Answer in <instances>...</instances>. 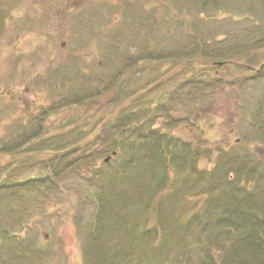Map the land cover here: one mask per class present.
<instances>
[{"label": "rangeland", "instance_id": "1", "mask_svg": "<svg viewBox=\"0 0 264 264\" xmlns=\"http://www.w3.org/2000/svg\"><path fill=\"white\" fill-rule=\"evenodd\" d=\"M46 1L52 0H0V264H196L204 257L198 247L207 245L212 252L221 243L207 236L220 239V228L228 231L230 224L235 231L230 241L238 253L252 250L253 237L243 240L240 226H232L236 218L228 220V181L233 175L243 187L241 196L247 194L248 204L261 208L264 216V172L246 184L245 167L241 172L236 166L247 156L264 171V49L248 48L251 41L241 46L250 33L264 35V0H55L64 5H43ZM190 31L223 51L232 45L243 48L231 60L189 58L185 49L196 43ZM191 50L197 53L194 46ZM175 58H182L184 68L167 62ZM199 61L208 62L223 82L202 90L196 103H185L187 108L182 101L168 104L171 119L182 121L186 110L193 109L191 125H171L160 114L150 128L136 126L145 133L157 127L165 137L195 140L203 150L200 158L194 157L199 167L170 172L163 155L144 156L137 146V161L118 170L114 198L106 202V214L115 213L113 232L110 225L96 233L93 195L103 185L109 189L110 178L101 177L103 185L98 184L96 171L110 174L121 157L105 162V155L89 156L90 165L81 159L74 176L69 168L47 161L60 150L67 153L73 141L79 153L104 144L93 145L99 128L92 118L108 97L100 93L98 80H106L107 91L120 84V94L129 98L152 82L140 104L148 109L182 82L204 78L193 73ZM217 61L226 63L220 67L214 65ZM136 69L140 72L131 76ZM76 93L85 101L71 103ZM122 103L111 109L119 111ZM87 114L91 127L75 122ZM80 133L82 141L74 136ZM134 136L131 132L128 139L138 140ZM129 151L123 152L126 157ZM14 158L17 165L3 170ZM194 215L199 218L190 222Z\"/></svg>", "mask_w": 264, "mask_h": 264}, {"label": "trees", "instance_id": "2", "mask_svg": "<svg viewBox=\"0 0 264 264\" xmlns=\"http://www.w3.org/2000/svg\"><path fill=\"white\" fill-rule=\"evenodd\" d=\"M261 31H263L264 33V28H262ZM258 32L259 31L257 30L254 33L248 34L249 39H246V44L243 43V45L241 46L244 47L248 45L247 42L251 41V45L248 46V48L253 47L256 50L264 49V35H261V37L258 38L257 36ZM190 33H191L192 38H195L196 43L191 44L190 46H188V49H185V52L189 54L188 56L189 58L191 57L194 58L193 56H196V58L194 59H198L199 57L203 56L208 59L210 57L209 60H213L215 58H227V59L229 58L230 59L236 56V54L240 52V51L238 52L237 50L238 47L243 48L238 45L237 46L232 45V46H227V48H224L225 51H223L222 49H220L219 47H216V45H213L211 43L206 42L204 44L203 39L194 31L193 32L190 31ZM192 46L195 47V50L197 53L191 52ZM188 57L186 58V60H188ZM242 58H243V55H240L239 59L242 60ZM239 59L235 61L238 64H243L242 61ZM181 60L182 58L181 59L175 58L172 60H168L167 62L172 61L173 64H177V66H179L183 64ZM187 63L189 64V62ZM225 63L226 62L224 61H217L214 63V65L216 66L218 65L221 67ZM196 64H197L196 66L197 68L195 69L197 70H195V72L193 73L198 74L199 72L200 74H202V76L204 75V78L202 77L200 79H198L199 77L194 78V79L191 78L187 80V82L184 84L185 87L182 85L183 84L182 82L180 89L172 91L170 95L168 94L169 95L168 98H167V95H165V97H163L164 101H162L161 103L160 102L155 103L153 105L151 104L148 109H144L143 107L140 106V104H144L145 99H142L143 95L148 93L152 89V86H151L152 82H149L146 86H144V88L141 90L140 93L137 92L139 89L138 90L136 89L135 95H137V97H134L135 95L134 96L132 95V98L131 97L129 98L128 95L122 96L120 94V89H121L120 84L119 86H116V87L111 86L110 89H108L107 91L106 86H109V85H107L108 83L106 82V80H104V84L100 80H98L97 85L100 86L99 88L100 93L107 94L108 97L106 98L103 104L98 105V107H100V109L97 110L100 112L98 113L99 116L98 117L95 116L92 118L95 120L94 124L97 125V127L99 128V132L93 137L95 142L93 141L92 142H93L94 147H97V145L102 142L104 144H102L98 149L94 150L93 152L85 151V153L83 152L79 153L77 152L78 150L75 147L76 143L73 141V145L71 147H68L69 149L67 150L65 149L67 153L65 152L61 154L60 152H62V150H60L58 152V156L55 155V157L57 158H53L49 160L46 159L48 160L47 162L49 163L56 161L57 163L55 166L59 165L60 169L61 167L69 168L68 171L70 172V175L73 174L74 176L75 171L77 169H80V165H78L77 163L81 159H83L82 161L86 162V164L90 165V164H94V161L89 160L88 159L89 156L96 157L99 155H103V156L105 155L104 157L106 158L108 156V152L113 153L115 151L116 153L112 154V156L117 155L116 157L118 156L121 157V160L120 159L115 160L114 165L111 166V168L112 167L113 168L110 174L104 175V172H100L98 171V169L96 171V175L98 176L97 182L99 181L101 177H103L104 180H105V177H110L109 183H108L109 189H106V187L101 182H98V184L100 183L101 185H103L102 187L104 190L101 188L100 193H95L93 195L94 200L98 202L97 210H96L94 220H93V225L95 224L94 230L96 233L101 232L100 230H108L110 225L112 226V229L110 232L111 233L113 232L112 219L115 217L114 215L115 213L111 212L109 214H106V202H108L109 199L114 198V196H111V195H113L116 191L114 190L115 189V184H114L115 174L116 173L121 174V172H119L118 170L119 169H121V171L122 169L125 170V167L130 166L137 161V157H138L137 146L143 151L144 156L151 158V157H154L155 155L157 156L159 155L161 157L163 155L166 158L165 162L170 163L169 164L170 172L175 171V170L178 171L180 167L184 169L191 167L192 170H195L197 169V167H199V162L194 160V157L198 156L200 158L201 155H203V150L201 149V147H199L197 142L195 143V140L188 141V138L187 139H184L182 137L175 138L173 135H171L170 137H165L164 135L157 134V132L155 131L157 127L152 128L151 132H148V133H145L142 131L144 129L143 127L144 124H146V127L150 128L154 122V118L155 117L159 118L160 114L162 117L170 118L169 112L171 109L169 108L170 106H168V104H171V102L173 103L174 100H177L179 102L182 101L183 105L186 106L187 108V105H186L187 103H190L191 105L194 102L195 103L197 102V101H194L195 97L198 96L202 92V90L213 89V88H216L215 86L220 87L221 82H223V80L218 77L219 75L216 74L217 70H215V72L212 71L213 70L212 66H210V64L205 61H203V63L199 61ZM261 69L264 72V64L261 65ZM134 71L135 72L131 76L137 75V73L140 72V69H136ZM256 74L258 73L257 72L254 73V75ZM156 78H159V77L157 76ZM122 83H123V80L121 84ZM111 91H112V94H111ZM100 93L96 94L94 92L93 95L95 94L97 96L99 95L101 96ZM78 94L80 93L75 94L76 97L74 98L73 102H71V100L69 102L74 103V104H80L82 101H85L84 99H80L79 98L80 95ZM120 101L123 102L122 103L123 107L122 108L120 107L119 111H114L113 109H111V107H115V104ZM186 112L187 113L182 116V121L179 120L180 118L177 119L176 117H173L172 119L171 118L169 119V123L173 125V124H179L182 122L183 124L182 123L181 124L184 126L186 124L191 125L192 119L190 116H191V112H193V109L192 111L186 110ZM84 121L87 122L85 125H84ZM75 122H77L79 125L83 124L86 127H88L89 124H90L89 126L91 127V124H92L91 123L92 120L88 118V114L86 116L85 115L80 116L78 121L75 120ZM132 124L135 125L134 128ZM137 125L138 126L140 125V128L142 130L139 128L136 129ZM192 128L194 129V126H190V130H192ZM261 129L264 131L263 128ZM131 132H132V135H135L134 138L138 140L131 141L132 139H128V136L129 134H131ZM74 136H75V139H78V140L81 139V141L84 140V138L81 136V133L79 134L78 137H76V135ZM195 138L197 140V137H194V139ZM33 140H37V139H33ZM193 143L195 144L194 146H193ZM56 145L57 143H54V144L51 143L49 146L56 147ZM90 148H91V145L90 147L88 146L87 150ZM128 149H130V151L126 157L123 152ZM8 150L9 149H6V151ZM33 150H35V152H38L40 148L37 149L35 146V148L33 147ZM205 151H206L205 153H209V151L207 150ZM21 152L23 151L21 150ZM210 153H212V151H210ZM42 156H43V159H45L46 153H43ZM105 158L103 159V161H105ZM247 159H250V158L245 156L244 159L243 158L238 159V164L236 165L237 168H239L241 172L245 171V173L247 174L248 180L245 182L246 184L252 181V179L260 176L261 172H264L263 170L261 171L259 169L258 167L259 165L257 164V162L253 163L251 159L250 160H247ZM16 161H17V158H14L11 163L7 164V166L6 165L3 166V170L5 168L9 169L8 166L10 164L14 163L15 165H17ZM230 161L231 159L230 157H228L226 163H229ZM105 162H108V161H105ZM243 166L245 167L244 171H243ZM52 169H50L51 173H53ZM81 169H82V166H81ZM82 171L88 172L86 168H83ZM256 173L258 174L256 175ZM54 174L59 175V171H54ZM83 174L86 175V173H83ZM250 175L252 177H250ZM239 177H242V174L236 178H239ZM38 179L39 178H36V180L34 181L37 182L40 180ZM60 179L61 177L56 178L58 182L61 181ZM14 183L16 185L19 184L16 182ZM209 183L212 186H216L215 182L210 181ZM228 183L231 185L230 186L231 189L229 191L230 192L229 199H231V202H230L231 211H228V215H227L228 220L232 218L233 219L236 218L234 223H232L233 224L232 226L234 227L240 226V230L241 229L243 230V233L241 235L243 240H245V238L248 240L251 237H253L254 243L252 244V250H249L248 252L246 251V254L244 252L238 253L237 248L233 247L234 243L230 241L234 239L232 237V233L235 234V231L234 229H232L231 224H230V227H228V231H225V229H223L224 227L220 228L219 231L221 232V236H222L220 239L217 237H214L213 234L209 233L210 235L207 236L208 240H216L215 242L219 241L221 243H219L217 246L214 245L212 252L205 249L208 247L207 245H205L203 249L198 247V249L204 253L203 255L204 257L203 259L198 260L196 264H264V237H263L264 232L260 233L264 229V216L260 214V212L262 213L261 211L262 209L254 206L255 204L249 205L248 200L244 198L247 194L245 195L243 194L241 196L240 193L243 187L242 188L239 187V185L234 180L233 175L231 176V180L228 181ZM241 184H243V182H241ZM3 185L4 187H6V183ZM188 185L189 183L187 184V186ZM1 186L0 188H2ZM249 188H251V186ZM243 200H245V205L243 204ZM161 210L162 208L159 209L156 213H160ZM223 217L224 215H222L221 220H227V218L223 219ZM198 218H199L198 215H194V217L192 218L190 222H196ZM190 225L192 224L190 223ZM92 227H91V234H92ZM224 235L228 237V239L225 238ZM90 247H91V242H89L88 240L87 245L85 246L88 254L91 250ZM249 247H250V244H249ZM116 248H118V249H115V251L118 254L117 257L121 259L120 258L121 253H120L119 247H116ZM185 257L188 258L190 257V255L187 254ZM94 258H95V253L92 255L91 260H93Z\"/></svg>", "mask_w": 264, "mask_h": 264}, {"label": "flooded vegetation", "instance_id": "3", "mask_svg": "<svg viewBox=\"0 0 264 264\" xmlns=\"http://www.w3.org/2000/svg\"><path fill=\"white\" fill-rule=\"evenodd\" d=\"M64 5V3H55V0L52 1H46L43 5ZM53 8V7H52ZM7 37V36H6Z\"/></svg>", "mask_w": 264, "mask_h": 264}, {"label": "water", "instance_id": "4", "mask_svg": "<svg viewBox=\"0 0 264 264\" xmlns=\"http://www.w3.org/2000/svg\"><path fill=\"white\" fill-rule=\"evenodd\" d=\"M110 159V157H107L105 160L108 161Z\"/></svg>", "mask_w": 264, "mask_h": 264}]
</instances>
